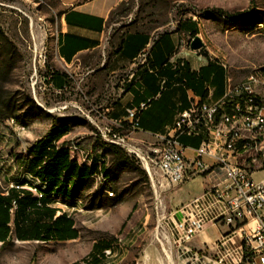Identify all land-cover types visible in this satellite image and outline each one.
Instances as JSON below:
<instances>
[{
	"label": "rangeland",
	"instance_id": "374dc122",
	"mask_svg": "<svg viewBox=\"0 0 264 264\" xmlns=\"http://www.w3.org/2000/svg\"><path fill=\"white\" fill-rule=\"evenodd\" d=\"M220 12L252 13L227 23ZM60 13L58 0H0V193L19 186L37 194L33 188L41 186L28 169L29 151L52 129L64 133L58 145L68 147L79 163L104 164L110 176L102 182L97 169L75 198L53 199L52 206L73 220L77 239L19 242L12 233L8 245L0 244V264H91L92 246L101 241L111 244L114 255L98 264H182L185 255L169 217L170 191L153 187L140 163L125 151L121 162L106 153L107 145L88 122L90 105L100 98L87 89V70L76 72L64 92L49 86ZM184 22L195 23L202 49L234 82L256 72L264 82V0H125L109 27L119 34L128 24L125 31L156 39ZM191 40L185 34V45ZM259 91L264 100V87Z\"/></svg>",
	"mask_w": 264,
	"mask_h": 264
},
{
	"label": "crops",
	"instance_id": "0c3cea01",
	"mask_svg": "<svg viewBox=\"0 0 264 264\" xmlns=\"http://www.w3.org/2000/svg\"><path fill=\"white\" fill-rule=\"evenodd\" d=\"M58 1L61 13L53 42L56 69L49 86L55 93L64 92L68 81L75 80L76 72L87 70L84 75L87 89L94 98H100L90 105L86 115L89 123L115 121L124 124L126 109L156 98L141 114L139 130L129 134L132 142L153 144L154 135H166L191 101L214 102L222 97L228 76L225 67L209 58L203 49L192 51L190 42L185 45L188 33L184 27L177 26L175 31L163 33L165 35L156 39L146 32L125 31L128 24L115 34L109 27L111 15L125 0ZM146 37L148 43L144 46L142 39ZM144 50H149L145 64L140 59ZM162 80L165 89L160 91ZM180 141L188 148L186 155L190 158L191 149L198 146L200 138L181 137ZM206 163L212 165L210 161ZM251 176L256 182L264 180V169L255 166ZM225 178L224 170L210 168L190 181L165 188L170 191L173 221L182 220L178 212L181 206L213 185L223 187ZM60 214L58 212L57 216ZM253 227L250 222L244 229ZM226 236L238 241L240 231H234L223 222L206 224L191 241L184 243L183 249L209 250Z\"/></svg>",
	"mask_w": 264,
	"mask_h": 264
},
{
	"label": "built area",
	"instance_id": "2783aa9c",
	"mask_svg": "<svg viewBox=\"0 0 264 264\" xmlns=\"http://www.w3.org/2000/svg\"><path fill=\"white\" fill-rule=\"evenodd\" d=\"M148 57L149 50L141 52L142 63ZM40 58L45 64V56ZM263 87L257 72L240 82L227 76L220 99L191 101L179 113L171 130L166 135H154L155 142L143 144L144 149L131 144L129 134L139 130L141 114L156 98L126 109L124 124L90 121L100 140L134 157L158 190L181 185L210 168L225 171L223 187L213 185L181 206L178 212L182 220L174 222L175 214L169 215L173 235L185 255L182 264H264V180L256 182L251 176L255 166L264 165V100L259 91ZM164 89L162 80L160 91ZM181 137L200 138L198 146L191 149L190 158ZM220 222L240 231L238 241L226 236L209 250L183 249L184 243L191 241L206 224ZM250 222L254 227L244 229ZM117 245L121 247L120 240ZM103 255L112 257L113 249L105 250Z\"/></svg>",
	"mask_w": 264,
	"mask_h": 264
},
{
	"label": "trees",
	"instance_id": "16d2710c",
	"mask_svg": "<svg viewBox=\"0 0 264 264\" xmlns=\"http://www.w3.org/2000/svg\"><path fill=\"white\" fill-rule=\"evenodd\" d=\"M251 13L227 14L220 12V15L227 23H235L242 19H248ZM178 27H184L191 39L199 34L194 22L179 23ZM142 43L144 46L148 43L147 37L142 39ZM203 55L206 56L205 53ZM54 75L51 74V81ZM51 131L48 136L37 140L29 151L31 159L28 169L41 186L33 188L37 194L33 195L31 190H25L19 186L10 189L7 195L0 193V244L2 246L10 243L12 233L15 240L19 242L49 243L77 239L78 232L74 228L73 220L65 213L57 216L59 211L52 206L53 199L55 197L65 200L75 198L81 184L96 176L97 169L102 173L100 175L102 182H105L110 176V171L105 168L104 164H100L99 168H96L95 164L79 163L76 158L71 156L68 147L58 145V142L64 137V133L53 129ZM106 145L104 151L121 162L125 154L124 151L117 146ZM98 146L97 143L94 144L93 149ZM38 195L41 197L38 198ZM134 209V207L131 209L127 220L131 217ZM109 248H111V244L108 241L93 244L90 253L91 264H98L104 257L103 252Z\"/></svg>",
	"mask_w": 264,
	"mask_h": 264
},
{
	"label": "water",
	"instance_id": "95a60500",
	"mask_svg": "<svg viewBox=\"0 0 264 264\" xmlns=\"http://www.w3.org/2000/svg\"><path fill=\"white\" fill-rule=\"evenodd\" d=\"M203 46L204 44L198 36L194 37L189 43V48L192 51H199L203 48Z\"/></svg>",
	"mask_w": 264,
	"mask_h": 264
}]
</instances>
